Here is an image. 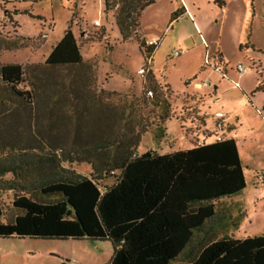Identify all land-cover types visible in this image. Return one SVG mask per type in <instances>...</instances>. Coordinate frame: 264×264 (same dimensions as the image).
I'll return each instance as SVG.
<instances>
[{
  "label": "rangeland",
  "instance_id": "374dc122",
  "mask_svg": "<svg viewBox=\"0 0 264 264\" xmlns=\"http://www.w3.org/2000/svg\"><path fill=\"white\" fill-rule=\"evenodd\" d=\"M186 1L191 9L174 20L172 13L179 7L176 0H156L141 13L139 36L146 42H157L148 66L152 75L149 78L147 72L139 73L148 59L137 38L121 39L113 11L103 12V0H0V65L20 64L23 81L18 88L30 90L35 96L26 105L0 99V156L15 146L36 145L39 147L34 152L45 154L53 151L51 145H59L55 147L73 160L62 164L90 176L92 169L85 159L93 156L91 146H86L87 152H78L82 142L72 141L75 135L85 136L90 129L93 134L89 140L95 135L109 140L118 135L126 139L131 129L143 131L137 145L129 146L134 154L151 148L161 153L190 148V139L182 133L186 128L187 132L197 128L184 122L192 107L189 103L194 102L190 97L200 94L213 109L221 106L211 100V94L215 82L223 78L219 71L205 65L206 56L223 58L228 79L239 76L237 64L247 67L241 82L251 88L249 97L262 110L264 91L256 88L264 79V0H228L221 8L211 0ZM68 27L83 61L72 67H46V57ZM176 51L178 56L174 55ZM208 80L211 85H203ZM152 86L157 87L156 92H162L166 102H157ZM147 90L152 91L151 97ZM74 91L86 102L87 111L85 107L76 110L71 95ZM228 94L236 95L231 89ZM96 95L109 109L99 115L101 120L96 119L97 112L90 106ZM241 107L244 123L237 127L234 137L246 186L241 195L233 198L243 194L249 203L246 208L234 209L239 223L226 235L235 238L264 234V195L254 207L249 194L255 186L257 171L264 166V122L249 102ZM163 114L171 117L167 126L172 141L169 146H154L153 136ZM7 134L11 145L3 141ZM15 137L19 138L16 142ZM115 149L104 148L103 153L112 155ZM55 153L61 156L59 149ZM115 172L96 181L102 191L115 181L118 171ZM8 178L10 175L4 177ZM257 180L264 187L262 179ZM12 198L13 192L0 191L5 216L12 213ZM111 255L109 241L0 237V264H66L72 257L85 264H108Z\"/></svg>",
  "mask_w": 264,
  "mask_h": 264
},
{
  "label": "trees",
  "instance_id": "16d2710c",
  "mask_svg": "<svg viewBox=\"0 0 264 264\" xmlns=\"http://www.w3.org/2000/svg\"><path fill=\"white\" fill-rule=\"evenodd\" d=\"M227 1L211 0L219 8ZM155 2L103 0V12L113 11L121 39L137 38L147 59H151L155 46L146 45L139 36V18ZM182 13L183 6L179 5L172 19ZM82 61L77 40L68 27L44 65L72 67ZM22 81L20 64H1L0 99L12 100L16 105L33 102L35 96L30 90L18 88ZM152 88L157 102H166L162 92H156V86ZM257 90L264 91V79ZM71 95L76 110L85 107L87 111L80 94L74 91ZM92 101L90 106L97 112L96 119L101 120L99 115L109 110L106 102L98 95ZM167 117L168 114H163L160 120ZM79 120L78 117L77 127ZM85 126L89 127L86 123ZM90 130L72 140L74 144L82 142L78 152H87L86 146H91L93 156L85 159L92 169L90 176L64 166L63 162L73 160L55 147L59 145H51L53 151L45 154L34 152L39 147L36 145H14L12 151L0 156V191L13 192L9 216L4 215L0 203L1 238L109 241L112 255L108 264H264V235L236 239L226 234L217 236L216 232L224 219L216 203L239 194L246 186L234 139L217 140L215 135L213 141L193 142L187 149L166 153L147 149L134 154L129 146L137 145L143 131L131 129L125 133L126 139L118 135L109 140L95 135L89 140L93 134ZM163 132L157 126L155 137ZM6 137L3 136V141L11 145L9 135ZM114 146V154L103 153L104 148ZM58 149L61 156L55 153ZM115 171H118L115 181L102 191L96 181L115 175ZM6 175H10L7 180ZM232 219L230 216L227 220ZM201 240L204 243L199 244Z\"/></svg>",
  "mask_w": 264,
  "mask_h": 264
},
{
  "label": "crops",
  "instance_id": "0c3cea01",
  "mask_svg": "<svg viewBox=\"0 0 264 264\" xmlns=\"http://www.w3.org/2000/svg\"><path fill=\"white\" fill-rule=\"evenodd\" d=\"M180 3L181 4L179 5L183 6V13L180 16L186 15L189 9H191V7L189 6L186 0H180ZM192 10H194V6L192 7ZM194 11L196 12L197 9ZM219 58L222 61V65H224L223 66L224 74H220L223 79L221 81L215 82V84L213 85L211 100L214 103H220L221 106H216L215 109H213V106H208L205 97L200 94L198 95L196 94L197 96L190 97V99L192 98L194 99V102L189 103V105L192 107L189 108L190 113L186 112L188 114V115L186 114V117H185L187 121H184V122L187 125H191V126L196 125L197 128L195 127L196 128L195 130L188 131V132H187L188 128H186L185 131L183 132L181 131V132L183 133V136L185 139H190L191 144L193 142L197 143L203 140L210 142L214 140L215 135H221L224 138L234 139L236 146H237V141L234 135L237 130V127H241L244 123L243 115L240 114L241 108H242L241 105L249 102L252 108L256 110V113L261 110L259 108V105L256 104L253 101V99L249 97V92H251V88L247 87L244 83L241 82V78L244 75L238 74L239 76L237 77V79L234 77L228 79L227 65L223 63L224 60L221 56ZM149 71H150V76L152 77L151 70ZM224 79L228 80L229 82H226ZM203 85H211V83L208 80ZM230 89L231 91H234V93L237 96L236 95L231 96L230 94H228ZM217 111H222L226 114L223 131L221 132H216L215 130L217 119L214 116V113ZM258 114L259 113H257V115ZM170 118L171 117H167L166 119L161 120L160 125L158 127L159 129L160 128L164 129V132L161 133L162 135H159L158 138L155 137L156 134L154 133V136H153V142L155 143L154 146H165V145L169 146L170 142L172 141L168 133V126H167V122L170 120ZM193 119L195 121H193ZM263 127H264V123H263ZM153 150L161 153V151L158 149H153ZM242 166H243V163H242ZM243 172H244V166H243ZM259 177L262 179V181H264V166L261 167L259 171H257L256 181H253V185L255 186H253L252 190L249 192L252 198V206L254 207H256V202H258V199L263 198V195H264V187L260 186L259 181L257 180V178ZM242 191L240 193H242ZM240 193L239 195H241ZM234 196L224 197L219 200V202L222 203V205L218 206L217 209L221 213V216L224 217V219L222 223H220V225H218L216 228L217 236H221L223 234H226L229 230L237 228V225L239 223V218L237 219V216H234V213H233L234 209L235 208L241 209L243 206L246 208V206L249 203V200L247 199L246 195L243 196L242 194V196H240L241 198H235V199L233 198ZM230 216L233 217L232 222H229L227 220ZM233 221L236 222V225H233ZM221 229H228V230L221 231ZM261 235H264V234H261ZM201 236H202L201 237L202 239L203 234H201ZM246 236H250V235H245L244 237ZM244 237H241V238H244ZM241 238H236V239H241ZM70 260H73L78 264H85L82 259H79L77 257H72V259Z\"/></svg>",
  "mask_w": 264,
  "mask_h": 264
},
{
  "label": "built area",
  "instance_id": "2783aa9c",
  "mask_svg": "<svg viewBox=\"0 0 264 264\" xmlns=\"http://www.w3.org/2000/svg\"><path fill=\"white\" fill-rule=\"evenodd\" d=\"M147 45H153V46H156L157 42L156 41H152V40H149L146 42ZM180 53L179 52H175L174 55L175 56H178ZM150 60L151 59H148L147 63H146V67H143L141 69H139V73L141 75H144L146 72L149 71V68L148 66L150 65ZM205 65L207 66H212L213 69H216L217 71H219L221 74H224V70H223V65H222V61L219 57H214V58H210L208 56L205 57ZM236 71L238 72L239 75L245 73L248 69L247 67L241 65V64H237L236 67H235ZM146 94L148 96H152V91L151 90H147ZM259 112V115L261 116L262 120L264 121V107H262V110L258 111ZM214 116L216 117L217 119V123L215 125V130L216 132H221L223 131V127H224V120L226 119L225 116L226 114L222 111H217L214 113ZM222 138L221 135H216V139L217 140H220ZM66 264H78L76 263L75 261L73 260H66Z\"/></svg>",
  "mask_w": 264,
  "mask_h": 264
},
{
  "label": "water",
  "instance_id": "95a60500",
  "mask_svg": "<svg viewBox=\"0 0 264 264\" xmlns=\"http://www.w3.org/2000/svg\"><path fill=\"white\" fill-rule=\"evenodd\" d=\"M262 107H264V105H263ZM263 182H264V181H263Z\"/></svg>",
  "mask_w": 264,
  "mask_h": 264
}]
</instances>
